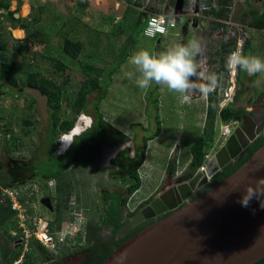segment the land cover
<instances>
[{"label":"rangeland","instance_id":"1","mask_svg":"<svg viewBox=\"0 0 264 264\" xmlns=\"http://www.w3.org/2000/svg\"><path fill=\"white\" fill-rule=\"evenodd\" d=\"M261 1L232 0L225 14L227 17L221 19L224 25L213 30L210 24L213 17L204 13L205 6L199 0H175L171 10L167 7L168 0H4L5 5L0 11V62L5 60L16 64L17 85L23 88L19 91L15 86L0 81V161L3 162L1 169L10 182L28 177L38 179L36 176H47L61 168L56 165L63 164V157L54 158L60 156L71 139L92 122V117L86 112L77 113L73 107L83 85L88 83L87 79L95 77L94 72L85 70L83 66H118L111 75L103 98L98 99L100 90L89 91L85 108L93 113V104L97 102L103 120L113 130L124 134L125 139L115 144V136L112 132L107 133L101 141L98 140L104 145L103 160L91 159L80 163L75 176H79L77 183L82 195L80 203L75 200L79 206L74 211L67 208L64 197L53 187L45 190L37 187L38 195L33 196L34 204L30 206L26 219L30 222L40 220V225L47 221L55 247L46 248L44 253L27 245L34 263L45 254L57 255L79 246L77 237L82 239L84 236V222H94L97 216H101L99 207L93 206L96 201L91 198L95 176H99L105 187L111 185L102 176L116 170L117 164H108L116 149L140 145L144 130H154V117L149 115L152 112H146L144 93L153 70L156 44L163 48L157 103L160 129L154 138L147 141L144 157L136 166L142 185L129 195L131 201L128 203V198L126 202L129 205L126 203L123 207L128 222L137 214L130 210L139 202H146L139 211L142 212L164 189L192 176L186 170L191 159L190 146L204 127L210 96L214 99L215 134L214 140L205 147L208 157L214 155L229 137L221 133V124H228L233 132L241 123L238 120L222 122L218 116L219 101L223 104L233 100L236 107L251 113L257 112L260 106L264 111V28L258 30L249 24L253 18L251 11H261ZM213 3L218 7L215 1ZM8 12L23 18L26 30L20 28V23L13 27L6 19ZM152 15L165 16L174 24L167 23L162 35L145 36L143 30ZM18 28L23 32L21 38L14 36V30ZM64 37L82 43L76 58L64 53ZM220 40H235L231 55L236 52L237 63L246 42L251 43L252 64L247 76L241 74L242 82L237 80V63L234 72L229 68L231 55L227 68L222 70V61L226 57ZM3 43L4 48L1 47ZM122 58L124 61L118 65ZM58 62L66 67L64 71L56 70ZM31 73L51 80L61 89L58 117L59 120L75 118L74 132L72 129L63 133L56 127L47 135L50 107L38 89L27 85ZM253 75L255 81L252 80ZM200 78L203 85L204 78H207L206 87L210 91L213 89L214 93L206 94L198 83ZM225 93L231 99L224 100ZM251 116L259 122L257 115ZM170 161L175 167L173 175L168 174ZM85 208H90L89 212H85ZM58 211L59 218L56 216ZM148 218L153 219L154 216ZM12 224L8 222L3 232Z\"/></svg>","mask_w":264,"mask_h":264},{"label":"water","instance_id":"2","mask_svg":"<svg viewBox=\"0 0 264 264\" xmlns=\"http://www.w3.org/2000/svg\"><path fill=\"white\" fill-rule=\"evenodd\" d=\"M263 130L264 118L255 123L243 113L204 171L198 168L187 181L172 186L174 194L160 193L131 222L169 213L124 241L102 264H252L264 257V144L235 171L191 199L196 188ZM158 201L160 207L155 206Z\"/></svg>","mask_w":264,"mask_h":264},{"label":"trees","instance_id":"3","mask_svg":"<svg viewBox=\"0 0 264 264\" xmlns=\"http://www.w3.org/2000/svg\"><path fill=\"white\" fill-rule=\"evenodd\" d=\"M200 3H202L204 7V13H210L213 17V20L210 21V24L212 26L213 30H217L220 27H222L224 24L222 23L221 19L226 18L227 9L230 7L232 0H199ZM213 1L218 4V7L214 6ZM175 0H168L167 7L169 10L172 9L174 5ZM5 3L4 0H0V11H2ZM261 11L252 10L251 13L253 14V18L251 22L249 23L251 27L255 29H263L264 28V0L261 1ZM210 9V10H209ZM8 16L6 19L12 24L13 27H16L18 23H20V28H23L26 30V25L23 23V18L15 17L12 12H8ZM0 19H2V15L0 14ZM223 29V28H221ZM223 32V31H222ZM220 42L221 49L225 52L224 60L222 61V69L227 68V64L229 61V57L231 55V52L235 48V40H230L229 42H225L222 40ZM251 43L246 42V45L244 49L242 50V54L240 55V60L237 63V80L239 82H242L241 74L248 75L249 71V64L252 60V48L250 47ZM1 47L4 48L5 44H1ZM82 49V43L78 40H72L68 37L63 38V51L65 54L72 58H76ZM154 53L155 58L153 61V70L150 74V81L148 83V86L146 88V91L144 93V98L146 100V112H152L149 115H152L154 117L155 121V128L152 132H148L147 130H144L142 125H139L142 127V129L145 131V133L142 135L141 140L142 144L140 146V157L137 161V164L134 165L132 168V176L130 186L128 188V193L131 194L134 191H136L140 185V178L138 175V172H136V166L141 163L143 157H144V151L146 147L147 141L154 138L160 127H159V121H158V114H157V103H158V80L160 78L162 68H161V60L163 55V48L156 44L154 46ZM120 60L118 65L122 63L124 60ZM85 70H91L95 73V77L92 79H87V84H84L82 89L79 92L78 100L73 103V107L75 111L80 113L81 111L86 112L89 115V111L85 108L86 103V96L89 93V91L97 89L100 90L101 93L98 95V99L103 98L105 94V88L110 84L111 82V75L115 71V69L118 67L117 65L108 66L105 68L96 67L92 65H84L83 66ZM66 67L58 62L56 65V70L64 71ZM15 70H16V64L13 62L8 61H1L0 62V81L4 82L6 85L15 86L19 91H22V86L17 85V80L15 77ZM252 80L255 81V75H253ZM65 82V80H64ZM63 84V83H62ZM27 85L31 88L38 89L42 95L46 97V103L50 107V115H51V121H50V128L49 133L47 135H50L51 130H53L56 127H59L63 133H69L73 127H75V118L73 119H63L59 120L58 114H59V101H60V93L61 89L56 86L51 80H48L43 77H38V75L31 73L28 75V81ZM50 89H53L52 91ZM210 92V91H208ZM213 93V92H211ZM209 94V93H207ZM262 97V96H261ZM209 103L206 108V119L204 127L201 131V133L195 138L194 142L190 146V153H191V159L188 163L186 170L193 174L198 168L202 166L205 160V147L208 143L212 142L214 140V115L215 110L213 106L214 99L210 96L209 97ZM97 103V102H96ZM93 104V109L95 112V116L97 117L96 126H110L106 121L103 120L101 113L99 112L97 108V104ZM151 109V110H150ZM245 113L244 108L236 107L233 101L229 104H227L225 107L218 110V116L219 119L222 122H228V121H240L242 114ZM151 117V118H152ZM104 129L100 128L97 130V132L94 135L89 136L87 139L83 140L81 144H78L76 147V154L81 151V149L86 145L90 140H94L98 138L102 133ZM121 136V140L125 137L124 134L118 132ZM49 137V136H48ZM76 138V142H78L79 137H73ZM75 140V139H74ZM264 144V132H262L259 136H257L238 156V158L235 161H231L227 163L222 169H220L211 179V184L206 187L205 189L199 191L195 196L192 197V199L198 197L205 191L209 190L212 186L220 182L224 177L231 174L233 171H235L240 165H242L261 145ZM71 145V144H70ZM60 164V163H59ZM3 165V162L0 161V264H9L16 260L21 254L22 251V245H20L17 249H13V251H9L7 247L4 246L3 243H12L15 244L14 241L18 238V234L16 236H13L8 229H16L18 232L20 231L17 228L16 223L13 220L14 217V211L11 210L9 202L6 200H3L1 187L8 183L7 180L4 179L3 176H5L4 171L1 169ZM58 167H61L62 165H57ZM168 174L173 175L175 167L173 162L168 163ZM58 170L53 171L51 174L47 175L49 176H61L62 175V168H57ZM58 193H61V186L57 188L56 190ZM23 199V198H21ZM126 199L123 200V205L125 203ZM117 207V206H116ZM60 212L58 211L56 216L58 215L59 218ZM163 217V216H162ZM116 225L111 227V233L113 237H116V233L118 232L119 228V221H120V214L116 218ZM8 222H13L11 226H8V229L6 232H3V230L6 229L5 225ZM154 221L145 223L141 225L140 227L132 230L130 233L125 235L124 237H118L117 240L114 241V243L101 255H98L94 261H90L88 264H102L103 261L118 247L120 246L124 241L135 235L137 232L142 230L143 228L147 227L148 225L152 224ZM49 225V223H48ZM5 228V229H4ZM77 240L79 242L82 240L81 237H77ZM28 245L30 248H33L35 250H38L40 252L46 251V247L43 246L34 236H30L28 240ZM52 255V254H50ZM24 264H33V257L31 252H27L24 257ZM252 264H264V257L259 259L256 262H253Z\"/></svg>","mask_w":264,"mask_h":264},{"label":"flooded vegetation","instance_id":"4","mask_svg":"<svg viewBox=\"0 0 264 264\" xmlns=\"http://www.w3.org/2000/svg\"><path fill=\"white\" fill-rule=\"evenodd\" d=\"M261 107L262 106H260L259 110L254 113L249 112V110H245V112H247L250 116L257 115V117L260 118V120H258L260 122L264 118L263 107ZM89 116L92 117V122L82 131L81 134L76 136L81 139L78 138V142H76V138H73L71 141V145H69L68 148L63 152L62 156L54 158V160H57L60 157H63V164H61L62 176H50V178H48L49 176H36L38 179L28 177L21 181L17 180L11 182L8 179L9 177L7 178V176H3L4 179L8 181V183L3 185L2 187L25 188L27 192L30 193L29 195H27V197L30 201V204L33 205L34 199L32 198L33 196L36 197L38 195V188L45 190V188L47 189V187H53L55 192H57V188L61 186V195L64 197L65 205L69 210L74 211L75 208L79 206V204L77 203H80V197L82 195L80 184L77 183V180H80L78 179L79 176H75L77 170L80 168V163L82 161L90 162L91 159H93L94 161L103 160L105 155L104 145L103 143H98V140L100 139L99 141H101L110 132H112V134L115 136V139H117L115 141V144H118L125 139L124 137L121 140V136L119 135L118 131L113 130L111 126H96L97 117L95 116L94 111L93 113H89ZM252 120L255 123H259L254 120V118H252ZM246 127V129L248 130V128L250 127L249 122L246 123ZM100 128L104 129L103 133L98 138L90 140L86 145H84L81 151L76 154L75 149L78 144H81L82 141L87 139L89 136L94 135ZM262 132H264V130ZM141 144L142 143H140V145L134 144L132 148H130V146L118 147L114 154L110 157V162L108 164L110 166H114L117 164V168L116 170H110L111 172H108L107 176L102 177L105 180L110 181L111 185L105 187L102 181L99 180V176H95V183L93 184L94 194L91 198L96 201L93 202L96 204H94L93 206L99 207L101 216H97L94 222H90L88 220L84 222V236L81 242H79V246L70 247L69 249L59 252L57 255L45 254V257H40V260L37 263H34L33 259V264H88L90 261H94L98 255L103 254L114 243V241L117 240L118 237H124L132 230L140 227L141 225L151 221H156L157 219H160L162 216L169 213V211H166L158 215H154L153 219L143 218L135 223H132L131 221L128 222V220L126 219V212L124 211L123 207L127 203L126 201L128 198V203H130L131 201V197H129L130 194L128 193V188L130 186L131 179L133 178L132 168L135 164H137V161L140 157ZM240 153L238 154V156L240 155ZM87 154H89L90 156L88 155L89 157H87ZM238 156L232 161H235ZM211 179L207 183H205L206 185L200 187L196 192H194L192 197L195 196L199 191L208 187L211 184ZM169 187L164 189L162 192L167 190ZM49 198L50 197L48 196V200H50ZM71 199H74V201H71ZM124 199H126V201L123 205L122 203ZM75 200L77 201V203H75ZM41 203L45 204V202L42 201ZM159 203L161 204L162 202H156L155 206L160 207ZM144 204H146V202H139L137 206L131 209V212L135 211V213L137 214L140 213L139 211H141V208ZM55 208L57 211L58 207L55 206ZM79 209L82 211L81 208ZM85 209V212H89L90 210V208ZM119 214L120 221L118 232L116 233V237H113L110 230L111 227L116 225V218ZM3 244L9 251H13V249L15 250L21 245V243L19 242L13 244V246H11L12 243L9 242Z\"/></svg>","mask_w":264,"mask_h":264},{"label":"built area","instance_id":"5","mask_svg":"<svg viewBox=\"0 0 264 264\" xmlns=\"http://www.w3.org/2000/svg\"><path fill=\"white\" fill-rule=\"evenodd\" d=\"M167 23L171 26L174 24L171 19H167V17L165 16L152 15L147 21V25L143 30V34L145 36L162 35L165 33ZM237 60L238 55H236V52L232 53L229 65V68L232 69V72H234L233 70H235ZM198 83L200 86H203V84L201 83V78L199 79ZM225 99H231V96L229 98V94L225 93L224 100ZM227 104H229V102H225L222 104L221 101H219L220 109L225 107ZM221 129H223L221 133L227 136H229V134L232 132L228 124H221ZM205 157H208L207 153L205 154ZM202 167L203 166H201L200 169ZM138 175L142 185V177L140 176L139 172ZM1 192L3 200H7L10 204L11 210L14 211L13 220L16 223L17 228L20 230L19 232L16 229L10 231L13 236H16L18 234V238L14 241V243L16 244L19 242L23 246V250L21 251L20 256L9 264H24L23 260L25 254L29 252L27 251L26 246L28 244L30 236H34L47 249L55 247L54 237L52 235V232L49 230L47 221L40 225V220H34L33 222H30V220L26 219V217H28L31 206L30 201L27 197V190L22 187H1ZM34 229H38L39 231H35Z\"/></svg>","mask_w":264,"mask_h":264},{"label":"bare ground","instance_id":"6","mask_svg":"<svg viewBox=\"0 0 264 264\" xmlns=\"http://www.w3.org/2000/svg\"><path fill=\"white\" fill-rule=\"evenodd\" d=\"M22 35H23V32H22V30L21 29H15L14 30V36L15 37H18V38H21L22 37ZM204 81H207V78L206 79H204ZM203 87V86H202ZM210 92H213L214 93V90H211ZM207 93H209V92H207ZM206 93V94H207ZM79 113V112H78ZM234 129V128H233ZM78 131V130H77ZM73 132H74V129H73ZM81 133V132H80ZM244 135H245V133H244ZM231 146H234V143H232V145ZM231 149H233V148H231ZM212 158V156L211 157H208L207 158V160L209 161L210 159ZM208 161H206V163H203L202 164V168H201V170L202 171H204L205 170V166H206V164H207V162ZM40 178V177H39ZM183 183V182H182ZM60 184V183H59ZM175 186V185H174ZM167 191L168 192H171L172 194H174V188H172V186L171 187H169L168 189H167ZM165 192H166V190H165ZM175 192H178V190H176ZM94 225V224H93ZM20 255V254H19Z\"/></svg>","mask_w":264,"mask_h":264},{"label":"clouds","instance_id":"7","mask_svg":"<svg viewBox=\"0 0 264 264\" xmlns=\"http://www.w3.org/2000/svg\"><path fill=\"white\" fill-rule=\"evenodd\" d=\"M222 38V37H221ZM221 41V40H220ZM206 82L207 81H205V83H204V85H203V88L205 89V92L207 93L208 91H210V88L209 87H206ZM71 141H72V139H71ZM70 144H71V142H70ZM69 144V145H70ZM68 148V147H67ZM63 154V153H62Z\"/></svg>","mask_w":264,"mask_h":264},{"label":"crops","instance_id":"8","mask_svg":"<svg viewBox=\"0 0 264 264\" xmlns=\"http://www.w3.org/2000/svg\"><path fill=\"white\" fill-rule=\"evenodd\" d=\"M18 29H19V28H18ZM252 59H253V58H252ZM251 64H252V60L250 61V64H249V66H251ZM75 125H76V124H75ZM75 125H74V126H75ZM88 126H89V125H88ZM88 126H87V127H88ZM73 128H74V127H73ZM60 156H62V153H61V155H60Z\"/></svg>","mask_w":264,"mask_h":264}]
</instances>
